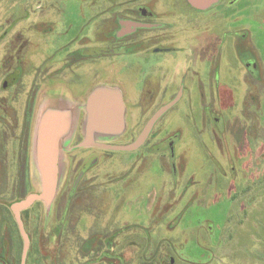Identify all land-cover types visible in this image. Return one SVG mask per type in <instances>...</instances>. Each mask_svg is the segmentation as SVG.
Wrapping results in <instances>:
<instances>
[{
	"label": "rangeland",
	"instance_id": "obj_1",
	"mask_svg": "<svg viewBox=\"0 0 264 264\" xmlns=\"http://www.w3.org/2000/svg\"><path fill=\"white\" fill-rule=\"evenodd\" d=\"M50 1L42 4L54 3L56 11L69 7L65 14L73 17L77 36L73 50L82 48L84 37L88 46H97L98 0ZM18 2L22 0H0V30L6 29L8 15L19 14ZM157 10L165 21L176 23V31L199 32L200 53L165 54L163 61L173 73L184 63L200 69L202 76L213 69V88H205L207 94L213 91V118L187 130L184 100L180 111L168 117L171 129L153 130L136 153L91 151V158H99L89 173L91 187L68 213L65 200L59 199L65 196L63 175L58 198L49 207L41 201L23 211L32 238L26 264H106L105 243L84 247L93 239H115L116 244L132 239L137 247L126 242L123 248L126 256L136 250V257L127 264H264V0H223L208 10H195L185 0H159ZM73 57L72 79L84 76L89 93L98 85H114L138 97L145 88L138 69L148 68L150 59L118 71L98 56ZM242 59L257 60V75ZM139 121L142 126L146 118ZM127 122L135 126L136 120L128 115ZM183 123L186 128L179 126ZM139 132L100 139L119 143ZM173 137H178L174 155L167 146ZM16 155L9 153L6 161L0 148V264H22L24 241L11 203L21 193L41 190L33 143L26 182L18 189ZM65 170L64 162L63 174Z\"/></svg>",
	"mask_w": 264,
	"mask_h": 264
},
{
	"label": "flooded vegetation",
	"instance_id": "obj_2",
	"mask_svg": "<svg viewBox=\"0 0 264 264\" xmlns=\"http://www.w3.org/2000/svg\"><path fill=\"white\" fill-rule=\"evenodd\" d=\"M185 1L193 9L203 10L194 7L188 0ZM37 2L43 5L42 0L18 2L19 14L8 15L6 29L0 30V44L5 45L2 48L3 56L0 57V148L5 149L6 161L9 153H16V164L27 166L30 164L28 156L34 143L33 135L38 129L42 113L48 109L65 115L68 113L71 118V133L62 141L60 151L61 177H64L62 190L65 196L59 198L65 200L64 212L68 213L74 201L84 197L91 187L89 173L99 161L97 156L91 158V151H112L98 146H80L85 138L89 89L84 76L72 79L75 68L73 56L75 61L98 56L103 61H109L112 68L118 71H128L137 66L136 61L150 59L146 70L140 66L139 70L137 67L139 74L144 76L145 88L142 93L138 97H131L124 90L123 94L126 105L125 131L140 132L131 140L115 144L134 141L148 120L180 94L176 103L155 122L146 142L133 151L135 153L147 144L153 130L171 129L167 126L168 117L170 113L180 111L178 107L184 100L187 110L181 113L189 127L184 123L179 126H187L186 129L189 130L198 123L202 124L201 119L213 118V91L209 94L205 92L206 87L213 88V69L202 76L200 69L184 63V66L179 65L177 73H173L170 65L163 61L165 54L200 53V46L199 32L176 31L174 21L164 20L157 10L159 0H98L97 46H88V39L84 37L86 44L76 50L72 49L73 40L77 36L74 35V19L67 15L68 5L62 11H56L54 3L36 8ZM47 10L51 13L45 15ZM188 23L195 24L191 19ZM16 27L18 29L14 30ZM112 57L113 61L110 60ZM242 62L250 73L257 75V60L253 63L242 59ZM62 75L66 77L62 78ZM61 85H68L69 89L59 91L58 86ZM74 88L81 93L77 91L78 94H74ZM128 115L134 116L135 126L129 127ZM141 118H146L142 126L139 121ZM163 120L165 122L157 127ZM209 129L212 130V127ZM219 129L225 130V125H221ZM177 141L178 137H173L167 143L173 155ZM64 162L67 170L63 174ZM98 235L101 236L99 233ZM88 242L84 245L87 250L105 243L106 264H127L130 257V260L136 257V250L126 256L127 251L123 248L126 242L137 247L132 239L125 240V244H116L115 239H93L91 244Z\"/></svg>",
	"mask_w": 264,
	"mask_h": 264
},
{
	"label": "water",
	"instance_id": "obj_3",
	"mask_svg": "<svg viewBox=\"0 0 264 264\" xmlns=\"http://www.w3.org/2000/svg\"><path fill=\"white\" fill-rule=\"evenodd\" d=\"M188 1L194 7L204 10L220 0ZM179 97L180 94L176 99L162 106L148 120L134 141L127 144H115L99 141V139L103 136L117 137L125 132L126 105L123 91L114 85H98L88 95L85 138L80 146H98L113 151H135L146 142L159 117L176 103ZM66 115L51 109L42 113L33 143L34 161L41 177V190L27 194L10 206L24 241L22 264H26L31 245V237L26 229L22 213L37 201L45 202L49 207L57 196L61 180V143L71 133L69 130L71 118L68 113Z\"/></svg>",
	"mask_w": 264,
	"mask_h": 264
},
{
	"label": "trees",
	"instance_id": "obj_4",
	"mask_svg": "<svg viewBox=\"0 0 264 264\" xmlns=\"http://www.w3.org/2000/svg\"><path fill=\"white\" fill-rule=\"evenodd\" d=\"M5 154H6V152H5ZM25 172H26V166H19V168H18V174H17V182H16V188L18 189L19 187L21 188V187H24V184H25V179H24V174H25ZM27 194L24 192V193H21L20 194V197H19V199H22V198H24L25 196H26ZM18 199V200H19ZM15 201H17V200H15ZM13 203V202H12ZM11 203V204H12ZM11 206V205H10Z\"/></svg>",
	"mask_w": 264,
	"mask_h": 264
}]
</instances>
